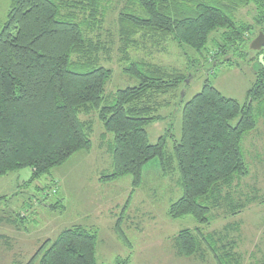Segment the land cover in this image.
I'll use <instances>...</instances> for the list:
<instances>
[{
  "label": "trees",
  "instance_id": "trees-1",
  "mask_svg": "<svg viewBox=\"0 0 264 264\" xmlns=\"http://www.w3.org/2000/svg\"><path fill=\"white\" fill-rule=\"evenodd\" d=\"M9 2L0 31V177L30 169L28 183L33 184L51 177L74 155L91 152L94 122L82 116L95 113L105 135H113L112 171L102 182L132 177L138 189L146 166L159 160L164 175L180 174L182 197L171 205L169 218L191 216L201 227L210 225L215 210L236 216L255 202L248 198L236 203L235 197L238 180L249 176L243 138L264 116V63L256 70L244 106L208 82L192 100H183L181 138L168 154L166 138L151 144L147 127L162 119L160 111L170 107L163 98L179 97L189 74L134 61L129 51L148 46L165 50L174 43L188 63L193 56L186 49L209 54L211 45L215 56L231 64L232 57L246 56L253 31L238 20V12L253 6L256 25H264V0H128L118 17V36L122 71L137 85L108 99L113 70L102 64L107 48L92 37L103 24L104 0ZM51 207L64 208L61 201ZM121 224L116 232L131 247ZM197 232L201 242L187 229L175 237L179 257L202 259L209 251L218 264H242L234 238L225 235L224 241L218 233ZM96 247L94 229L74 226L46 241L28 264H97ZM118 264H129V258Z\"/></svg>",
  "mask_w": 264,
  "mask_h": 264
},
{
  "label": "rangeland",
  "instance_id": "rangeland-1",
  "mask_svg": "<svg viewBox=\"0 0 264 264\" xmlns=\"http://www.w3.org/2000/svg\"><path fill=\"white\" fill-rule=\"evenodd\" d=\"M127 2L104 0L103 24L92 35L107 48L102 54V64L113 70V77L106 87L107 99L118 90L137 85L136 80L122 71L123 45L118 36V17ZM9 6V0H0V31L7 20ZM257 16L253 6L238 12V20L251 25L253 31L246 44V56L232 57L231 64L224 56H215L211 45L213 52L209 54L186 49L194 60L188 59V63L183 50L174 43H169L165 50L148 46L146 50L129 51L134 61L144 60L189 74V82L177 95L179 97L163 98L170 101V107L160 111L162 119L147 127L151 144L165 137L166 151L173 153L175 143L181 138L182 101L192 100L207 82L242 106L247 103L256 70L264 63V46L259 51L251 49L253 42L264 35L261 31L264 25L255 23ZM258 52L262 56H258ZM82 119L94 122L91 152L74 155L66 164L54 169L51 177L45 176L33 184L28 183L32 175L30 169L0 177V264H28L46 241H54L62 231L74 226L92 228L96 232L97 264H118L128 258L129 264H218L209 251L202 259L177 255L175 237L187 229L201 242L197 228L204 236L218 233L224 241L225 235L234 238L238 244L235 251L242 257V264L264 263V116L258 119L257 128L243 138L242 151L249 176L238 180L235 197L236 203L248 198L255 202L236 216H227L224 210L213 211L207 227L199 226L191 216L179 220L169 218L171 205L182 197L180 174L177 171L164 175L159 160L146 166L138 189H134L132 177L102 182L101 177L112 171L109 149L113 135H105L95 113L82 116ZM236 123L237 119L232 125ZM46 186L49 188L45 189ZM60 201L64 208L52 210L51 206ZM121 221L122 231L131 247L116 232ZM205 248L203 246L204 253Z\"/></svg>",
  "mask_w": 264,
  "mask_h": 264
},
{
  "label": "water",
  "instance_id": "water-1",
  "mask_svg": "<svg viewBox=\"0 0 264 264\" xmlns=\"http://www.w3.org/2000/svg\"><path fill=\"white\" fill-rule=\"evenodd\" d=\"M263 46H264V35L261 34V35L259 36V38H257V39L253 42V44L251 45V49H253V50H255V51H259L260 49L263 48ZM188 82H189V79L187 78V79H186V83H188Z\"/></svg>",
  "mask_w": 264,
  "mask_h": 264
}]
</instances>
